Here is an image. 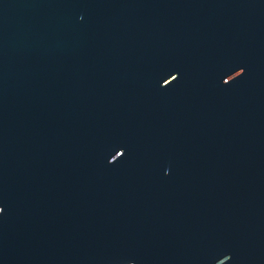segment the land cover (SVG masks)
Listing matches in <instances>:
<instances>
[{"label":"water","instance_id":"obj_1","mask_svg":"<svg viewBox=\"0 0 264 264\" xmlns=\"http://www.w3.org/2000/svg\"><path fill=\"white\" fill-rule=\"evenodd\" d=\"M0 264H264V0H0Z\"/></svg>","mask_w":264,"mask_h":264},{"label":"snow or ice","instance_id":"obj_2","mask_svg":"<svg viewBox=\"0 0 264 264\" xmlns=\"http://www.w3.org/2000/svg\"><path fill=\"white\" fill-rule=\"evenodd\" d=\"M175 79V78H174Z\"/></svg>","mask_w":264,"mask_h":264}]
</instances>
